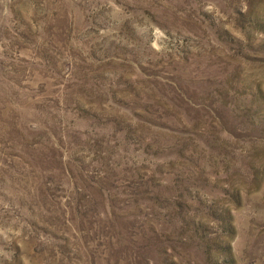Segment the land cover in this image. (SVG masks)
I'll use <instances>...</instances> for the list:
<instances>
[{
	"label": "rangeland",
	"instance_id": "1",
	"mask_svg": "<svg viewBox=\"0 0 264 264\" xmlns=\"http://www.w3.org/2000/svg\"><path fill=\"white\" fill-rule=\"evenodd\" d=\"M0 264H264V0H0Z\"/></svg>",
	"mask_w": 264,
	"mask_h": 264
}]
</instances>
